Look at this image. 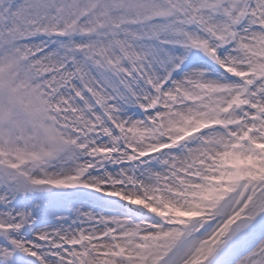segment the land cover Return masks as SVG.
I'll list each match as a JSON object with an SVG mask.
<instances>
[{"label":"snow or ice","instance_id":"obj_1","mask_svg":"<svg viewBox=\"0 0 264 264\" xmlns=\"http://www.w3.org/2000/svg\"><path fill=\"white\" fill-rule=\"evenodd\" d=\"M0 264H264V0H0Z\"/></svg>","mask_w":264,"mask_h":264}]
</instances>
